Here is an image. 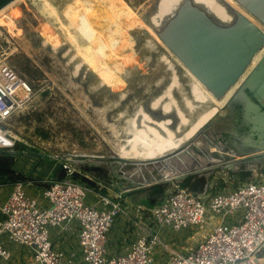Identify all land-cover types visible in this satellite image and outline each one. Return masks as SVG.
<instances>
[{
	"label": "rangeland",
	"instance_id": "1",
	"mask_svg": "<svg viewBox=\"0 0 264 264\" xmlns=\"http://www.w3.org/2000/svg\"><path fill=\"white\" fill-rule=\"evenodd\" d=\"M31 1L35 4L27 1L14 10L13 15L20 17L15 25L7 18H3L0 23V62L15 68L30 88L24 109L16 112L5 123L8 133H2L0 137V158L5 156L11 159L13 168L25 177V193L36 198L40 207H45L48 200L43 196V183L34 181L55 177L64 170V164L78 177H83L84 180L78 178L77 181L87 187V202L96 200V204H100L101 196L105 193H112L107 194L109 196L120 194L131 197L132 203L125 201L126 210L131 208L130 205L136 207L137 202L145 206L144 210L153 208V203L141 199L150 197L149 186L158 183L166 184L167 187L163 195L156 194L159 199L177 187L207 199L211 193L227 192L239 183L264 177L261 164L254 168L250 166L254 163L252 156H223L220 162L210 163L205 168L198 167L196 160L193 169L180 174H174L175 167L165 162L164 158L134 160L119 156L124 146H130L131 137L125 135L122 129L125 128L123 124L126 118L123 122L122 119L118 120L114 114H120V109H115L112 103L105 106L94 94H102L106 88L113 86L109 83L106 86L99 84L98 69L107 67L122 77L121 90H126L129 97L133 96L134 91L129 90L124 83L131 84L130 80L139 77L138 73L142 74V70L135 64L137 69L133 74L128 69L121 76L118 71V67L126 63L123 56L127 54L130 43L136 44L134 48L139 65L146 67L144 77L148 72L151 78L156 77L158 74L152 71L156 69L159 57L169 56L171 68L178 71L182 84L181 89L175 88L174 96L187 116L191 114L185 103L186 98L192 100L188 77L177 61L170 57L159 34L143 19L158 0H82L84 6L87 3L91 6L88 19L83 6L78 5V0ZM115 3L119 5L114 6ZM47 27L53 29V34L43 40V47H37L26 28L29 32L40 28V32L45 34ZM90 27L92 30L85 32ZM120 30L126 31L121 32L120 40L111 47L109 36ZM134 36L140 38L135 39ZM57 38L62 39L56 42ZM101 46L103 48L97 52ZM140 78L143 79V76ZM143 81L146 82L145 79ZM144 86L138 82L135 90L139 91ZM114 89L117 91L119 88ZM125 99L121 101L123 104ZM223 110L224 105L201 128V134L191 139L189 145L201 144L203 141L200 136L215 146L216 142L222 143L219 132H215L214 128L219 123L215 120L219 113L225 114ZM210 131L213 132L212 138ZM5 141H12V145L4 147ZM160 160L171 169L169 175L160 167ZM230 162L235 163L236 168L227 167ZM13 188V183L0 185L1 199H7ZM219 221L220 215L207 207L205 222L187 233L191 236L190 244L194 246L203 240ZM53 235L51 230V238L54 239ZM5 247L11 256L20 255L23 249H27L18 243H6ZM159 259L156 255L152 264L159 262ZM0 263L5 264V261L0 258Z\"/></svg>",
	"mask_w": 264,
	"mask_h": 264
},
{
	"label": "built area",
	"instance_id": "2",
	"mask_svg": "<svg viewBox=\"0 0 264 264\" xmlns=\"http://www.w3.org/2000/svg\"><path fill=\"white\" fill-rule=\"evenodd\" d=\"M29 95L27 82L15 68L0 62V133H8L5 123L24 109ZM10 142L4 147L11 146ZM63 167V178L44 182L43 196L48 200L45 207L25 193L24 180L13 182L12 192L0 207V258L5 262L11 257L5 244L18 243L32 251L33 264H80L75 253L67 256L55 248L51 238V230L66 229L77 222L82 264H152L162 244L161 228L172 232L190 230L205 222L208 207L220 215V221L187 252L172 251L167 264H264V177L239 183L227 192L211 193L207 199L174 188L150 209L156 230L137 237L126 252L110 254L108 233L117 218L127 212L124 196L106 194L101 196L100 204L89 203L87 187L73 178L68 165ZM136 207L142 209L141 205ZM241 211V220L231 221Z\"/></svg>",
	"mask_w": 264,
	"mask_h": 264
},
{
	"label": "bare ground",
	"instance_id": "3",
	"mask_svg": "<svg viewBox=\"0 0 264 264\" xmlns=\"http://www.w3.org/2000/svg\"><path fill=\"white\" fill-rule=\"evenodd\" d=\"M27 1L35 4V2H32L31 0H13L1 8L0 23H2L3 18H7L13 25H15L20 17L13 15L14 10L19 5H22ZM181 1L182 0L157 1L160 3L158 10L151 12L150 20L148 22L146 21L155 33L157 32V28L159 26H163L167 19H170V17L175 13ZM195 1L204 4L208 8L209 12L215 17L216 21L222 25L232 24L235 20H237L238 14L240 13L245 15L264 30V21L246 8L239 0ZM77 3L78 5L83 6L86 19H88V11L91 9L90 4L87 3V6H84L82 0H78ZM116 5L119 4L115 3L114 6ZM133 13L135 14V12ZM45 29L46 33L42 34L40 32V28L37 30H30V32L26 28L28 36L31 37L37 47H43V40L53 34V29L49 27ZM86 29H88L85 31L87 33L90 32L89 30H92L91 27ZM124 31L120 30L117 34L115 33L116 31H114L109 36V39L112 40L111 47L120 40L121 32ZM134 38L138 39L140 37L134 36ZM61 39L62 38H57L56 42H59ZM52 44L53 43L49 44L48 47ZM133 44L134 42L130 43L127 54L123 56L124 61L127 64L123 63L120 67H118V71L121 76L128 69L129 71L131 70L130 73L132 74L136 72L135 70L137 68L140 71L142 70V74L138 73L139 77H133V79L130 80V82L132 81L131 84L124 83V86L128 85L127 87L129 90L134 91L133 96L130 95L129 97L126 90H121V84L123 85L122 77H118L116 73H113V71L107 67L98 69V77L100 76L99 84L101 86L109 83L113 86L110 89L109 87L106 88L102 91V94L97 92L94 94L95 98L104 102L105 106L112 103L113 106L116 107L115 109H120V114H114L118 120L122 119L123 122V119L126 118V123L123 124L125 128L122 127V129L125 132V135L131 137L129 138L130 146H124L119 156L134 160H153L164 158L165 162L175 167L174 174L190 171L193 169L196 160H198V163H196L198 167L205 168L210 163L213 164L220 162L223 159V156L228 155L229 158H237L238 156L231 153L221 142H216L215 146L212 142H209L205 140L204 137L200 136L201 142L203 141L201 143L199 140L201 144L197 145L192 143L189 145V143L191 139L196 136L198 131L213 117H215L218 112H220V109L230 98L231 94H233L240 82L264 54V47L256 54L253 61L247 67L245 73L239 78L237 83L231 87L223 98L218 100L213 97L209 90L199 79H197V77L185 66V64L169 50L167 45H164L169 51L170 57L172 56L174 60L177 61L178 65L182 67L184 74L190 81L189 89L192 100L186 98L185 103L186 108L190 109L191 114L187 116L180 106L179 101L174 96L175 88L178 87L181 89L180 87L182 84L180 83L181 78H179L177 74L178 71L175 72V70L172 69L173 67L171 68L168 60L169 56L166 57L162 55L163 57H159L158 65L155 67L156 69L152 71V73H155L156 75L158 74L156 77L151 78V74L149 75L150 72H148L147 76L144 77V74L146 75V67L142 64L139 65L134 48L136 44ZM102 48L103 47L101 46L96 51L98 52ZM135 64L138 66L137 68H135ZM140 76H143V79H141ZM113 78L115 79L113 80ZM144 79L146 82L143 81ZM138 82L145 85L144 87H141L139 91L135 90V86ZM114 88L119 89L115 91ZM101 89H103V87ZM127 97L128 99H125ZM124 99L125 103L123 104L122 102ZM172 111L174 113H172ZM124 112H127V114ZM169 112L170 115L165 116V114H168ZM162 114L164 116H160ZM230 129V122L225 120L219 122L214 128V131L220 133L224 130ZM210 133L212 138L213 132L210 131ZM1 136L2 133H0V137ZM187 145L189 146L186 147ZM160 162V167L164 169V173L169 175L171 173L169 166H167L162 160H160Z\"/></svg>",
	"mask_w": 264,
	"mask_h": 264
},
{
	"label": "water",
	"instance_id": "4",
	"mask_svg": "<svg viewBox=\"0 0 264 264\" xmlns=\"http://www.w3.org/2000/svg\"><path fill=\"white\" fill-rule=\"evenodd\" d=\"M11 1L0 0V9ZM239 1L264 21V0ZM159 5L156 1L143 19L148 22ZM168 19L157 28L160 38L218 100L237 83L264 47V30L240 13L232 24L222 25L204 4L182 0ZM235 109L239 127L247 126L249 132L237 138L232 130H224L218 137L224 139V134L228 135L227 142L222 143L231 153L252 156V168L258 164L264 167V54L225 102V114L219 113L215 120L229 121ZM199 131L196 136L201 134ZM227 167L236 168L233 162Z\"/></svg>",
	"mask_w": 264,
	"mask_h": 264
},
{
	"label": "crops",
	"instance_id": "5",
	"mask_svg": "<svg viewBox=\"0 0 264 264\" xmlns=\"http://www.w3.org/2000/svg\"><path fill=\"white\" fill-rule=\"evenodd\" d=\"M64 176V171L55 177H47L40 178L35 180V182L43 183L45 186V181H49L52 179H60ZM32 181V180H30ZM111 195L112 193H105ZM127 198L126 201L131 202V197L124 196ZM146 198H142L144 200ZM6 199H1L0 197V207L5 203ZM96 200H94L93 204H95ZM132 203V202H131ZM137 205H141L142 209H138V207L131 206L130 209L127 210L125 214L120 215L112 226L111 230L108 233V251L110 254H118L124 253L129 248L131 243L137 238L148 231L156 230L153 219L150 215V210H144V205L142 203H135ZM150 215V216H149ZM242 218V211L237 212V214L231 217V221L239 222ZM193 229V228H192ZM212 229V228H211ZM211 229L209 233L211 232ZM191 230V229H190ZM62 231L64 234L62 235ZM192 231V230H191ZM194 231V230H193ZM189 230H183L180 232H172L168 229H162L159 231L160 238L162 244L158 246L156 250V255L159 256V262L156 264H167L168 259L171 255L172 251L176 252H187L190 248L195 247L199 242H197L194 246L190 244L191 236L187 233ZM52 241L54 243L55 248L59 250L65 251L67 256H70L71 253H75L76 261L82 264V258L80 253V248L78 244V233L79 226L77 222H72L68 224L66 229L53 230ZM207 233L206 236L209 234ZM60 237V239L58 238ZM205 236V237H206ZM11 255V254H10ZM15 257V258H13ZM1 264V263H0ZM5 264H33L32 263V251L27 248L23 249L21 254H17L15 256H11L10 259L5 262Z\"/></svg>",
	"mask_w": 264,
	"mask_h": 264
},
{
	"label": "trees",
	"instance_id": "6",
	"mask_svg": "<svg viewBox=\"0 0 264 264\" xmlns=\"http://www.w3.org/2000/svg\"><path fill=\"white\" fill-rule=\"evenodd\" d=\"M4 158H0V185L3 184H8V183H13L17 180H24L25 177L23 175H21L20 173H18L12 166L11 163V159L9 160L8 157L3 156ZM64 176H62L63 178ZM73 178L75 180H77L78 178L83 179V177H78V174L75 173L73 174ZM87 179V178H86ZM91 185H93L92 182H90ZM166 184L163 183H158L156 185H152L149 186V190H150V197L144 199L147 202H151L156 206L158 205L160 202H162V200L164 199V197L162 196L160 199L157 198L156 194H162L164 193V191L166 190ZM156 195V196H155Z\"/></svg>",
	"mask_w": 264,
	"mask_h": 264
},
{
	"label": "flooded vegetation",
	"instance_id": "7",
	"mask_svg": "<svg viewBox=\"0 0 264 264\" xmlns=\"http://www.w3.org/2000/svg\"><path fill=\"white\" fill-rule=\"evenodd\" d=\"M231 117L229 119L230 121V124H231V129L232 132L236 135V137L238 138L240 135L242 134H245V133H248L249 132V128L247 126H242V127H239V113H238V110L235 109L234 111H232L230 113ZM235 135H232V140L234 139L235 140ZM227 137L228 135L224 134V139L220 138L222 142H227ZM228 144V143H227Z\"/></svg>",
	"mask_w": 264,
	"mask_h": 264
},
{
	"label": "clouds",
	"instance_id": "8",
	"mask_svg": "<svg viewBox=\"0 0 264 264\" xmlns=\"http://www.w3.org/2000/svg\"><path fill=\"white\" fill-rule=\"evenodd\" d=\"M5 143H7V142L5 141Z\"/></svg>",
	"mask_w": 264,
	"mask_h": 264
}]
</instances>
